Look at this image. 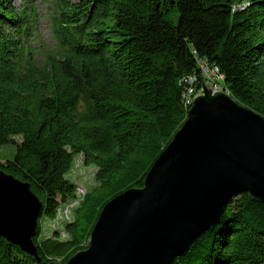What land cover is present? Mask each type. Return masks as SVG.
<instances>
[{"label":"trees","instance_id":"obj_1","mask_svg":"<svg viewBox=\"0 0 264 264\" xmlns=\"http://www.w3.org/2000/svg\"><path fill=\"white\" fill-rule=\"evenodd\" d=\"M37 1L0 0V147L15 148L0 170L30 185L47 219L76 198L75 157L95 185L63 238L39 240L38 224L39 261L0 237V264H65L87 248L104 205L142 187L186 119L180 80L199 78L194 56L264 118V0H50L51 50L34 44ZM172 264H264V206L233 197Z\"/></svg>","mask_w":264,"mask_h":264},{"label":"water","instance_id":"obj_2","mask_svg":"<svg viewBox=\"0 0 264 264\" xmlns=\"http://www.w3.org/2000/svg\"><path fill=\"white\" fill-rule=\"evenodd\" d=\"M201 83L142 187L107 202L87 248L65 264H172L220 224L233 197L264 206V118ZM42 212L30 185L0 170V237L37 261Z\"/></svg>","mask_w":264,"mask_h":264},{"label":"rangeland","instance_id":"obj_3","mask_svg":"<svg viewBox=\"0 0 264 264\" xmlns=\"http://www.w3.org/2000/svg\"><path fill=\"white\" fill-rule=\"evenodd\" d=\"M15 6H19L20 0H13ZM50 0H44L43 3H39V12H40V20L38 25L37 38L34 39V44L38 46H43L47 50H51L53 47V40L51 38V33L49 29L48 16H47V6L49 7ZM245 5V4H244ZM38 6V2H37ZM174 12L168 14L167 20L175 24L174 20ZM199 71V69H197ZM195 76V75H188ZM199 81V79H198ZM203 82V81H202ZM205 83V82H204ZM206 84L211 85L206 81ZM202 85V83H201ZM220 85H223V82H220ZM213 86V85H211ZM224 88V85L222 86ZM202 90V87H201ZM215 93V92H214ZM227 94V93H226ZM229 95V93L227 94ZM230 96V95H229ZM15 154V148L12 145L0 147V162L4 163L6 160L11 159ZM95 172L96 169L93 166H88L84 164L83 158L81 156L75 157L73 162L72 169L65 176V179L70 181L76 187V198L73 200L78 204V202L85 196L86 191L95 185ZM70 205H75L72 202ZM66 207V204L60 205L55 217L53 219H47L45 216L39 218V240L46 239L54 235V233L60 234L61 238H63L64 233L63 229L66 225L65 219L66 215L69 214L68 217L72 219L74 209H69L71 206ZM66 207V208H65ZM64 208V209H63ZM62 210V212H60ZM37 235V234H36Z\"/></svg>","mask_w":264,"mask_h":264},{"label":"built area","instance_id":"obj_4","mask_svg":"<svg viewBox=\"0 0 264 264\" xmlns=\"http://www.w3.org/2000/svg\"><path fill=\"white\" fill-rule=\"evenodd\" d=\"M196 66L199 69V78L197 76H187L182 79V86L184 89L183 92H188L189 108L193 103L194 97L201 91V80L205 83L206 81L210 83V79H217V86H212L213 92H223V90H221L219 75L216 74L214 69L209 66H205L198 61H196ZM70 206V209H73V205ZM70 220V217L66 216V223Z\"/></svg>","mask_w":264,"mask_h":264},{"label":"bare ground","instance_id":"obj_5","mask_svg":"<svg viewBox=\"0 0 264 264\" xmlns=\"http://www.w3.org/2000/svg\"><path fill=\"white\" fill-rule=\"evenodd\" d=\"M195 57V59H196V61H198V62H200V63H202V64H204L205 66H209V67H211L212 69H214V71L216 72V74L217 75H219V80H220V82H223V76H222V74L220 73V71H219V69L217 68V67H215V66H213V65H210L208 62H207V60H205V59H201V58H198V57H196V56H194ZM210 84L211 85H213V86H217V79H210ZM180 85H182V79L180 80ZM223 86V85H222ZM221 86V90H223V92L226 94H228V91H227V89H225V87L223 88ZM182 104H183V106H184V108H188L189 109V100H188V92H183V96H182ZM73 203H75V205H73V208L77 205L76 204V202L75 201H72ZM72 202H69V203H66V207H67V209H68V206L70 205V204H72ZM65 207V208H66ZM64 209V208H63ZM70 209V208H69ZM60 212H62V210L60 211ZM66 216H69V214L67 215V214H65ZM65 222H66V219H65Z\"/></svg>","mask_w":264,"mask_h":264}]
</instances>
